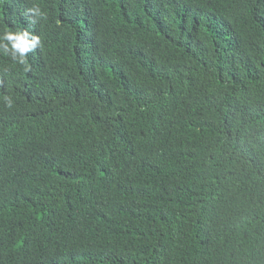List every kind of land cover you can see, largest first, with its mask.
I'll list each match as a JSON object with an SVG mask.
<instances>
[{
    "label": "trees",
    "instance_id": "trees-1",
    "mask_svg": "<svg viewBox=\"0 0 264 264\" xmlns=\"http://www.w3.org/2000/svg\"><path fill=\"white\" fill-rule=\"evenodd\" d=\"M6 31L41 43L0 50V264H264V0H0Z\"/></svg>",
    "mask_w": 264,
    "mask_h": 264
},
{
    "label": "clouds",
    "instance_id": "clouds-1",
    "mask_svg": "<svg viewBox=\"0 0 264 264\" xmlns=\"http://www.w3.org/2000/svg\"><path fill=\"white\" fill-rule=\"evenodd\" d=\"M32 11L42 15L39 9H33ZM0 41L8 42L0 45V50L20 63H25L27 54L34 51L41 43L39 36L32 35L27 31H6L0 36ZM7 103L8 106H11L12 102L9 99Z\"/></svg>",
    "mask_w": 264,
    "mask_h": 264
}]
</instances>
